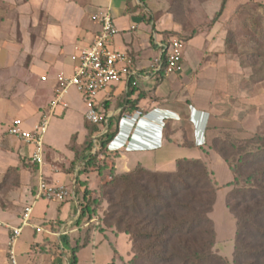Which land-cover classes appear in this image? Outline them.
I'll return each mask as SVG.
<instances>
[{"label":"crops","instance_id":"0c3cea01","mask_svg":"<svg viewBox=\"0 0 264 264\" xmlns=\"http://www.w3.org/2000/svg\"><path fill=\"white\" fill-rule=\"evenodd\" d=\"M148 1L30 0L39 15V34L36 38L33 35L35 41L29 36L31 34L25 33L23 44L9 40L8 43L4 41L0 44L2 223L11 227L21 225L25 207L34 202L40 173L39 166L29 160L33 148L9 135V127L16 119L23 120L25 129H31L40 122L54 97L56 77L59 74L73 76L78 65L73 57L92 45L100 30V25L92 20V16L100 11H109L119 29L112 47L129 54L137 70L136 75L110 86L98 96L99 103L104 106L109 116L106 125H111V130L116 131L108 146L111 155H121L115 168L124 169L127 173L137 166L151 170L139 158L147 153L161 151L169 144L196 152V156L183 158L193 159L202 154V159L206 160L203 154L204 150L208 149V134L212 124L217 121V111L221 109L224 102L222 98L226 94V90L216 87L220 83L222 73L210 66L207 59L209 51L200 46L201 36H194L185 43L183 72L171 77H165L162 72L156 74L151 67L159 58H162L164 63L165 49L174 38L172 36L175 35L173 32L177 31V24L169 13L161 12V8L151 7ZM27 39H31L30 56H24L19 50L27 43ZM206 59L207 61H204ZM43 77H47V80L43 81ZM73 92L78 100H72L69 94V108L77 106L83 121L78 124L74 119L72 124L76 128L75 131L62 133L61 128L60 133H54L47 139L45 137L46 157L41 173L51 184L72 188L71 190H75L74 195L62 203L46 200L38 206L36 201L33 211L34 223L40 225L57 222L58 228L51 227V230L42 234L29 228L31 232L29 237L22 241L21 249H18L20 241L16 245L20 264H71L73 250L80 246L85 238L88 219L80 220L82 202L76 184L80 166L73 165L77 151L82 150L89 137V124L85 119L86 105L80 94L76 90ZM215 95L219 96L215 98ZM67 109L59 111L57 116H66L69 111ZM135 110H144L145 116L136 121L124 118L125 114ZM184 127L188 130H183ZM186 134L187 138H192V144L186 145L175 140L186 138ZM59 144L68 149L69 156L59 157ZM209 152L208 155L215 160L214 168L220 173L230 174L223 184L215 180L220 186L231 183L234 177L227 163L216 152ZM134 154L139 157L133 163L130 155ZM47 157L51 161L46 159ZM58 163L63 164L58 166ZM35 165L38 166L36 171L33 169ZM90 175H81L80 180ZM64 232L67 234L64 235ZM9 236L10 229L0 226V264H8ZM121 236L123 234H116L113 230L103 233L94 231L89 244L79 249L77 264H82V254L87 249L91 250L90 264H124L130 250L125 255L118 252V240ZM103 243H107L111 250L100 247ZM127 244L131 249L129 238ZM53 246H56L57 250L52 249ZM99 257L101 260H98Z\"/></svg>","mask_w":264,"mask_h":264},{"label":"trees","instance_id":"16d2710c","mask_svg":"<svg viewBox=\"0 0 264 264\" xmlns=\"http://www.w3.org/2000/svg\"><path fill=\"white\" fill-rule=\"evenodd\" d=\"M225 3L213 23L221 17ZM88 129L89 137L73 165L80 166L76 184L84 187L80 220L97 216L105 201L109 207L103 223L99 220L87 228L82 244L73 250L71 264H77L79 249L89 244L102 224L128 236L133 251L130 264H231L214 251L216 225L210 217L223 188H232L227 207L236 221L234 264H264V137L249 140L240 148L232 143L215 148L234 177L227 185H219L203 160L183 158L177 160L173 172L142 166L122 174L113 170L111 182L93 197L80 176L90 173L99 156L108 157L116 131L109 124L105 130L90 124ZM225 146L243 156L235 163Z\"/></svg>","mask_w":264,"mask_h":264},{"label":"rangeland","instance_id":"374dc122","mask_svg":"<svg viewBox=\"0 0 264 264\" xmlns=\"http://www.w3.org/2000/svg\"><path fill=\"white\" fill-rule=\"evenodd\" d=\"M148 2L151 7L161 8V12L169 13L173 17L177 24V31L173 32L175 35L172 37L183 40V38L201 36L200 46L209 51L207 59H209L210 66L213 70L216 68L222 73L221 78L223 79L220 78V83L216 87L223 91L226 90V94L222 98L224 102L221 109L217 111L219 115L217 121L212 124L208 134V149L204 150L203 154L206 162L202 159V154L193 159L203 160L213 178L223 184L230 174L220 173L217 168H214L215 160L208 155L210 154L209 151L216 152L215 148H221L224 143H232L240 148L245 146L249 140H254L258 136L264 137V0H226L222 15L216 23H213V20L221 10L224 0H149ZM38 18V12L32 7L30 0H0V44L8 40L21 44L25 33L31 34L29 36L32 37L33 41L34 37L36 38L39 34V29H37ZM26 41L27 43L19 50L24 56H30L32 54L31 44H29L31 39L30 42L28 39ZM186 42L184 41V43ZM73 90L75 89L70 90L72 100L77 98ZM218 96L215 95L214 97ZM75 108H68L69 111H67L68 114L66 112V116L55 115L51 117L46 139L54 133H60L61 128L62 133L75 131L76 128L72 123L76 120L78 124H81L83 121L79 108L77 106ZM71 118L73 120H70ZM182 129L188 130L187 127ZM80 131L83 132V130ZM175 140L186 145L192 144V138H187V134L186 138H175ZM58 149L57 154L60 158L69 156V151L64 145L59 144ZM227 154L235 163L243 156L241 151L235 152L230 148L227 149ZM187 156H196V152L179 149L169 144L161 151L145 154L139 160L151 170L173 172L176 170V159ZM137 157L139 155H130L133 163ZM120 158V154L111 155L110 153L108 157L99 156L98 163L90 169L91 175L80 180L88 183V189L92 192L93 197L99 196L101 186L111 182L113 170L117 174L127 173L124 169L115 168L116 162ZM46 159L49 160L50 158L47 157ZM62 164L58 163V166ZM102 170L104 172L100 174ZM77 186V188L80 187L78 194L82 198L84 187L81 188L82 186L79 184ZM231 191L232 188H223L218 191L214 211L210 217L216 225L217 243L214 251L234 264L236 221L227 207ZM43 201L46 200L37 201V205H41ZM108 207L107 201L102 203L97 216L88 218L86 222L88 228L91 224L93 225V222L100 220L103 223ZM112 230L116 232L115 228L102 224L98 225V229L95 231L103 233ZM30 232L31 229L29 228L24 230L19 239L18 249H21L22 241L25 237H29ZM126 242L128 243V237L126 235L121 236L118 240V252L125 255L130 250L128 252L129 257H125L127 261L124 263L130 264L133 251ZM55 247L53 246L52 249L57 250ZM100 247L111 250L107 243L100 244ZM90 251L87 249L82 254L84 261L82 264H90ZM70 259L72 260L73 256ZM98 260H101L100 257Z\"/></svg>","mask_w":264,"mask_h":264},{"label":"built area","instance_id":"2783aa9c","mask_svg":"<svg viewBox=\"0 0 264 264\" xmlns=\"http://www.w3.org/2000/svg\"><path fill=\"white\" fill-rule=\"evenodd\" d=\"M92 20L100 25L92 45L73 57L78 65L71 77L59 74L56 77L54 97L48 105V111L43 114L40 122L31 129L24 128V122L16 119L9 127L8 134L16 137L26 145L33 148L30 155V162L37 164L40 168L37 191L34 202L25 207L22 223L19 227H11L0 221V226L10 229V236L7 244L8 264H20L16 252V245L25 228H33L38 234L48 232L51 227L58 228L57 222L52 224L36 225L33 221V211L36 201L50 200L65 202L74 195L67 185L51 184L42 176V168L45 165L46 149L45 136L48 130L51 117L64 111L70 106L68 96L70 90L75 89L86 105L85 119L90 125H96L105 130L109 116L103 105L99 103L98 96L110 86L120 84L137 74L134 62L129 54L119 52L112 47L113 40L119 34L115 19L109 11H100L92 16ZM184 49L183 40L173 38L165 49V60L159 58L152 65V70L158 74L164 70L165 77L180 74L184 70ZM43 81L47 77L42 78ZM145 116L144 110H135L125 114L128 120H139ZM64 235L67 233L64 232Z\"/></svg>","mask_w":264,"mask_h":264}]
</instances>
